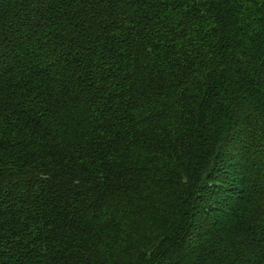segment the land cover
<instances>
[{
    "label": "trees",
    "instance_id": "1",
    "mask_svg": "<svg viewBox=\"0 0 264 264\" xmlns=\"http://www.w3.org/2000/svg\"><path fill=\"white\" fill-rule=\"evenodd\" d=\"M0 264H264V0H0Z\"/></svg>",
    "mask_w": 264,
    "mask_h": 264
},
{
    "label": "rangeland",
    "instance_id": "2",
    "mask_svg": "<svg viewBox=\"0 0 264 264\" xmlns=\"http://www.w3.org/2000/svg\"><path fill=\"white\" fill-rule=\"evenodd\" d=\"M194 239H195V238L192 239V237H191V238H189L188 240L191 241V240H194ZM192 243H193V242H192ZM194 244H196V242H195ZM194 244H193V246H195Z\"/></svg>",
    "mask_w": 264,
    "mask_h": 264
}]
</instances>
